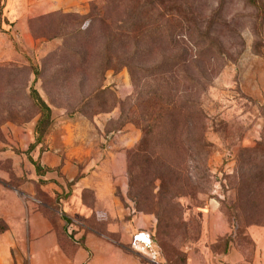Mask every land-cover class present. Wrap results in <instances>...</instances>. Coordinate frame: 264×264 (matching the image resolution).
Masks as SVG:
<instances>
[{"label":"rangeland","instance_id":"rangeland-1","mask_svg":"<svg viewBox=\"0 0 264 264\" xmlns=\"http://www.w3.org/2000/svg\"><path fill=\"white\" fill-rule=\"evenodd\" d=\"M62 1V8H54L60 0H2L7 23L0 31V230L8 227V221H14L18 205L58 207L61 195L68 200L80 194L92 210L97 200L109 206L112 201L107 190L117 176L104 168L108 165L103 164L104 159L98 161L101 168L96 176H92L93 168L86 167L85 160L70 159L66 164L65 139L71 141L79 135L109 137V129L120 127L111 145L120 144L124 137L138 138V144L143 136L137 120L139 111L175 107L185 101L197 102L206 111V137L213 144L207 161L210 181L203 183V188L197 184L202 191L180 198L181 220H163L157 226L158 236L172 239L181 233L185 247L194 240L188 233L200 231L195 215L209 208L207 213L220 212L229 222L230 241L236 246L248 245L247 228L256 225L252 224L255 220L264 221V187H259L262 194L245 200L238 195L236 183L244 158L241 149L256 146L264 136V0H257L259 7L251 0H163L168 19L175 25L186 21L183 35L178 36L171 50L135 58L132 72L124 66L115 67V62L103 70L105 55L98 25L88 39H82L81 30L105 0L80 2L76 10L69 11H65ZM132 3L136 8L140 2ZM126 4L129 2L123 1L101 11L106 26L114 29L113 23ZM167 58L179 61L178 65L149 72ZM31 65L40 75L34 74ZM31 87L52 109L53 123L43 137L50 148L43 159L44 167L54 169L46 180L60 188L55 194L41 189V179L37 180L27 154L38 118L29 97ZM192 105L186 107H198ZM181 154L177 150L167 152L175 159L183 157ZM126 159L128 168L127 154ZM199 163L200 157L189 158L185 168L191 174L197 173L193 167ZM64 166L66 171L62 170ZM242 170L263 172L264 162L252 160ZM92 178L100 182L98 192L82 187L77 192L75 186ZM60 183L65 184L64 192ZM116 194L125 217L145 213L136 210L128 192L119 190ZM101 210L105 212V208ZM63 213L58 215L73 221V216ZM239 214L242 217L237 218ZM93 216L83 219L80 229L87 232L86 228L93 226ZM184 216L192 219L185 221ZM19 251L11 249L7 264L29 263L27 256L17 255ZM88 253L91 260L93 252L88 249Z\"/></svg>","mask_w":264,"mask_h":264},{"label":"crops","instance_id":"crops-1","mask_svg":"<svg viewBox=\"0 0 264 264\" xmlns=\"http://www.w3.org/2000/svg\"><path fill=\"white\" fill-rule=\"evenodd\" d=\"M90 1L93 0H65V11L76 10L80 2ZM63 4L60 0L54 8H62ZM54 8L51 10H55ZM114 135L115 132H110L109 137L107 135L103 138L79 135L71 141L65 139L66 164L69 165L70 159L77 162L85 160L86 167L93 168L92 176H96L97 169L101 168L98 161L104 159L103 164H108L104 168L117 176L107 190L112 201L109 206L103 205L102 200H97L92 210L80 198V194H75L73 199L68 200L61 195L58 207L18 205V212L13 213L14 221H8V227L0 233V264L8 263V254L15 248L20 249L17 255L28 257V264H264L263 225L247 228L245 236L249 238V244L236 246L234 242L225 240L231 235L229 222L225 217L216 211L214 214L207 213L206 209L209 208H205L194 217V221L199 223L200 231L188 233L189 236H194V240L183 247L181 233L174 234L172 239L158 236V220L154 214L138 213L125 217L121 213L119 206L122 204L116 192H128L126 154L138 138L124 137L120 144L111 145ZM34 141L35 134L27 149L28 158L35 167L37 180L41 179V189H50L55 194L60 188L46 180L47 174L54 169L44 167L43 159V154L50 147L43 141L30 148ZM35 149L37 152H33ZM37 160L41 170L46 169L45 171H38L34 163ZM65 168L66 166L62 170L66 171ZM97 180H86V183L75 186V189L79 192L78 187L92 188L98 192L100 182ZM60 184L61 192H64L65 184ZM102 208H105V212H102ZM63 212L73 216V221L69 222L58 215ZM92 215L93 226H88L87 232L85 228L80 229L83 219ZM190 219V216H184L185 221ZM99 225L105 227H97ZM140 231L150 233L151 248H144L140 244L136 247L132 245L133 235ZM88 249L93 252L91 260H88Z\"/></svg>","mask_w":264,"mask_h":264},{"label":"trees","instance_id":"trees-1","mask_svg":"<svg viewBox=\"0 0 264 264\" xmlns=\"http://www.w3.org/2000/svg\"><path fill=\"white\" fill-rule=\"evenodd\" d=\"M123 1L129 4L124 5L120 16L113 23L114 29L109 28L101 14L104 12L101 11L110 10L112 6L117 7L116 5ZM139 2L135 8L132 0H105L102 6L91 14L89 24L81 30L84 41L90 37L94 27L98 25L97 33L103 40L105 55L101 63L104 71L110 68L112 62H115V67L124 66L132 72L135 58H143L163 49L171 50L175 47L178 36L183 35L186 21L181 20L178 25H175L176 23L168 19V13L162 8L163 0H150L149 2L139 0ZM250 2L255 7H259L257 0ZM6 23L3 3L0 0V31L4 30L3 26ZM178 63L179 61L173 62L167 58L149 72H157L161 68L162 71L163 68H169V65L172 68ZM32 67L34 74L40 75L38 68L35 65ZM29 97L38 110V118L34 126L35 141L30 145V148H33L43 143V137L53 123V116L51 107L33 87H31ZM188 104L198 105L197 102L182 101L175 107H149L139 111L137 120L143 136L138 144L127 152L128 195L135 202L136 210L153 213L158 220V225L163 223V220L178 219L180 221L182 216L180 198L202 191L199 190L200 187L197 184L203 188L202 184L210 181L207 161L213 152V144L206 137V111L199 105L198 107H186ZM130 120L131 118L128 119ZM120 129V127L114 130L109 129L108 133ZM42 147L44 148V145ZM170 150H177L182 153L183 157L176 159L169 157L167 152ZM241 153L244 158L240 161L236 187L241 198L251 200L259 193L262 194L259 187H264V171L257 174L250 171L243 173L242 167L248 168L255 159L259 160V164H263L264 136L256 146L242 148ZM187 157L192 159L200 157L198 166L193 167L198 170L197 173L191 174L185 168L189 161ZM34 163L39 172L46 170L38 167V160ZM233 208L236 209V206L233 205ZM242 208L247 216V206ZM240 217L242 214H239L237 218ZM252 224L264 226V221L255 220ZM2 230L0 233L6 229L2 228ZM225 240H231V236Z\"/></svg>","mask_w":264,"mask_h":264},{"label":"built area","instance_id":"built-area-1","mask_svg":"<svg viewBox=\"0 0 264 264\" xmlns=\"http://www.w3.org/2000/svg\"><path fill=\"white\" fill-rule=\"evenodd\" d=\"M138 244L142 245L144 248H151L152 239L150 233L146 231H140L133 235L132 245L136 247Z\"/></svg>","mask_w":264,"mask_h":264}]
</instances>
